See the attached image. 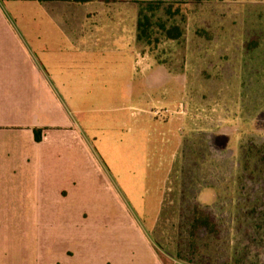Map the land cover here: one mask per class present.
Listing matches in <instances>:
<instances>
[{
  "label": "rangeland",
  "instance_id": "obj_1",
  "mask_svg": "<svg viewBox=\"0 0 264 264\" xmlns=\"http://www.w3.org/2000/svg\"><path fill=\"white\" fill-rule=\"evenodd\" d=\"M86 9L93 51L51 60L69 65L55 93L74 132L54 164L112 188L134 264H264V1L183 5V37L153 46L136 4ZM196 209L216 234L193 231Z\"/></svg>",
  "mask_w": 264,
  "mask_h": 264
},
{
  "label": "crops",
  "instance_id": "obj_2",
  "mask_svg": "<svg viewBox=\"0 0 264 264\" xmlns=\"http://www.w3.org/2000/svg\"><path fill=\"white\" fill-rule=\"evenodd\" d=\"M114 1L0 0V264H134L142 248L105 181L53 161L74 132L55 93L69 65L51 60L93 51L77 43L94 35L86 7Z\"/></svg>",
  "mask_w": 264,
  "mask_h": 264
},
{
  "label": "trees",
  "instance_id": "obj_3",
  "mask_svg": "<svg viewBox=\"0 0 264 264\" xmlns=\"http://www.w3.org/2000/svg\"><path fill=\"white\" fill-rule=\"evenodd\" d=\"M76 3H86L89 0H73ZM213 0H115L117 3H132L139 7L136 25L137 41L147 46L158 45L161 39L178 41L183 37L179 24L174 23L180 16L183 5H201ZM224 1V0H219ZM264 1V0H256ZM35 140L41 141V132H35ZM192 229H206L210 234L217 233L215 222L204 211L196 209Z\"/></svg>",
  "mask_w": 264,
  "mask_h": 264
}]
</instances>
